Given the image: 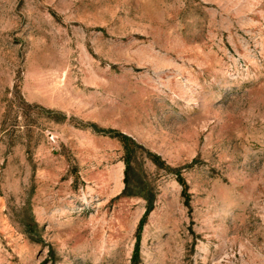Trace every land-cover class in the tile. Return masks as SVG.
<instances>
[{"label": "rangeland", "instance_id": "rangeland-1", "mask_svg": "<svg viewBox=\"0 0 264 264\" xmlns=\"http://www.w3.org/2000/svg\"><path fill=\"white\" fill-rule=\"evenodd\" d=\"M0 264H264V0H0Z\"/></svg>", "mask_w": 264, "mask_h": 264}, {"label": "trees", "instance_id": "trees-1", "mask_svg": "<svg viewBox=\"0 0 264 264\" xmlns=\"http://www.w3.org/2000/svg\"><path fill=\"white\" fill-rule=\"evenodd\" d=\"M127 169H126V177L125 183L126 187L124 190V194L128 196H141L145 192V187L143 186V177L139 173H137L136 167L132 164V157L135 156L134 150H127ZM153 202L149 201V210L152 209Z\"/></svg>", "mask_w": 264, "mask_h": 264}]
</instances>
